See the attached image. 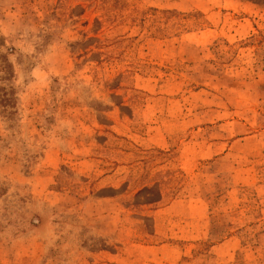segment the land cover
<instances>
[{"label":"rangeland","instance_id":"rangeland-1","mask_svg":"<svg viewBox=\"0 0 264 264\" xmlns=\"http://www.w3.org/2000/svg\"><path fill=\"white\" fill-rule=\"evenodd\" d=\"M0 264H264V0H0Z\"/></svg>","mask_w":264,"mask_h":264}]
</instances>
